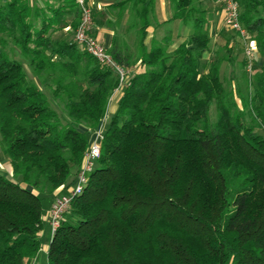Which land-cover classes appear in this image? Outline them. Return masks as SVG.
Listing matches in <instances>:
<instances>
[{"label": "trees", "instance_id": "1", "mask_svg": "<svg viewBox=\"0 0 264 264\" xmlns=\"http://www.w3.org/2000/svg\"><path fill=\"white\" fill-rule=\"evenodd\" d=\"M76 1L0 0V264L36 260L43 202L74 182L118 86L71 38ZM155 1L109 7L106 50L130 76L46 264H264V0H238L251 75L235 42L213 47L217 0H168L161 23Z\"/></svg>", "mask_w": 264, "mask_h": 264}, {"label": "built area", "instance_id": "2", "mask_svg": "<svg viewBox=\"0 0 264 264\" xmlns=\"http://www.w3.org/2000/svg\"><path fill=\"white\" fill-rule=\"evenodd\" d=\"M76 3L80 8V20L74 33V41L77 42L83 50L92 56L100 65L116 75L118 86L113 92L111 98L112 101L113 97L121 95L130 73L112 59L107 53L106 47H104L98 37L94 34L92 11L86 0H77ZM217 3L220 5V11L223 14L222 25L226 30L233 32L237 36V39L243 48L244 59L246 61V72L251 75L257 50L255 42L250 39L248 32L240 23L238 0H217ZM105 120L106 116L93 133L82 167L76 175L74 182L66 188L65 191L57 194L51 203L48 212V224L51 234H53L59 226L64 214L68 211L73 198L82 192L83 187L88 181L89 174L99 157V144Z\"/></svg>", "mask_w": 264, "mask_h": 264}, {"label": "crops", "instance_id": "3", "mask_svg": "<svg viewBox=\"0 0 264 264\" xmlns=\"http://www.w3.org/2000/svg\"><path fill=\"white\" fill-rule=\"evenodd\" d=\"M119 1H121V0H86L87 4L91 7L92 11L95 13L94 14L95 16L98 13L104 14V17H101V18L96 20L97 24L95 26V34L98 37V39L100 40V42L105 47H109L110 41H111L112 36H113V31L105 25V22L106 21L115 22L117 15H118V10H114V9L111 10L109 7L114 5V3L119 2ZM154 7H155V17H156V20L158 22L161 23V22L167 21L168 19L171 18L170 3L168 0H156ZM211 7H213V3H212ZM220 17H221V23H222L223 14L221 11H220ZM126 18H127V16H124L123 24L125 23ZM186 33H187L186 30H183L181 32V37L175 41V43L171 49H175L180 43H182L184 41V39L186 37ZM209 34H210V36H212L214 34V31L212 29V22L209 23ZM151 35H152V29L150 28L148 30V37H147V40L145 42L146 44H148V41H149V38L151 37ZM212 38H214V37H212ZM225 43L226 42H224V44ZM206 57H208V55ZM258 60H260V59L258 58ZM137 70H138V72H142L143 68L138 67ZM118 100H119V98L117 97L116 99H114L113 101H111L109 103L108 108H107V115H106L107 118H109L110 116H112L116 112L117 106H118ZM4 169L7 170V165L4 166ZM53 199L54 198L48 200V205L46 207L43 205L44 224H43L42 231L40 233V241H42V238L45 237V234L48 233V235H49L48 240L43 244V250H44L45 254L47 252L48 245H49L50 238H51V232H50V228H49V224H48V219H49L48 218V212H49V209L51 207V203H52ZM38 255H39V253H38ZM38 255H37L36 260L32 264H37Z\"/></svg>", "mask_w": 264, "mask_h": 264}, {"label": "rangeland", "instance_id": "4", "mask_svg": "<svg viewBox=\"0 0 264 264\" xmlns=\"http://www.w3.org/2000/svg\"><path fill=\"white\" fill-rule=\"evenodd\" d=\"M48 1L52 2L54 0H48ZM211 6H212L211 2H206L205 3V7L207 9H209V11L212 12L211 20H210L209 23L212 22V29L214 31V34L211 36L213 47L222 46L224 44V42H227V41L228 42L229 41L230 42H235L236 43V47H235L236 58H237V61H241L242 59H244L243 48H242L241 43L238 41V39H236L237 37L235 36V34L233 32L226 30L222 26L221 17H220V10L217 7H215V6H213V7H211ZM79 20H80V18H79ZM93 26H94V21H93ZM67 31H69L68 28H66L64 30V34L67 33ZM212 37H214V38H212ZM71 38H72V40L74 39L73 38V33L71 35ZM236 41H238V43ZM255 61L258 64H260V63L262 64L263 63L262 59L260 61V60H258V58H255L254 62ZM223 70H225V65H223ZM252 73L253 72H251V74ZM117 97L119 98L120 95H116L115 97H113L112 101L114 99H116ZM107 120H108V118L106 117V120H105V122L103 124V127H102V132H104V130L107 128ZM59 191H61V189ZM43 205L46 207L48 205V200H45L43 202ZM48 237H49V235L47 233V234H45V237L42 238L41 249H40V252H39V255H38L37 264H46V254H45V252L43 250V244L48 240Z\"/></svg>", "mask_w": 264, "mask_h": 264}]
</instances>
